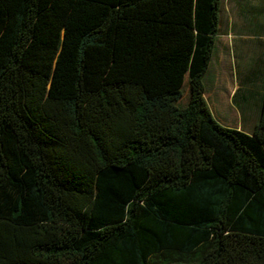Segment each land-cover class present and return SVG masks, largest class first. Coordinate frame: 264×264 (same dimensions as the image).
<instances>
[{
    "label": "trees",
    "instance_id": "1",
    "mask_svg": "<svg viewBox=\"0 0 264 264\" xmlns=\"http://www.w3.org/2000/svg\"><path fill=\"white\" fill-rule=\"evenodd\" d=\"M221 7L0 0V264H264V117L205 98Z\"/></svg>",
    "mask_w": 264,
    "mask_h": 264
},
{
    "label": "crops",
    "instance_id": "2",
    "mask_svg": "<svg viewBox=\"0 0 264 264\" xmlns=\"http://www.w3.org/2000/svg\"><path fill=\"white\" fill-rule=\"evenodd\" d=\"M261 38L246 50L251 53L248 65H211L205 78V98L215 119L219 121L218 113L233 112L242 122L238 130L250 134L264 117V35Z\"/></svg>",
    "mask_w": 264,
    "mask_h": 264
},
{
    "label": "rangeland",
    "instance_id": "3",
    "mask_svg": "<svg viewBox=\"0 0 264 264\" xmlns=\"http://www.w3.org/2000/svg\"><path fill=\"white\" fill-rule=\"evenodd\" d=\"M264 35V0H222L218 45L212 65H248L249 48ZM190 86L184 85L179 105L187 104ZM218 123L226 128H242V122L232 112L217 114ZM243 130L247 131L245 127Z\"/></svg>",
    "mask_w": 264,
    "mask_h": 264
}]
</instances>
